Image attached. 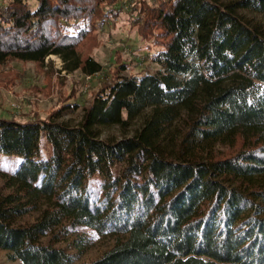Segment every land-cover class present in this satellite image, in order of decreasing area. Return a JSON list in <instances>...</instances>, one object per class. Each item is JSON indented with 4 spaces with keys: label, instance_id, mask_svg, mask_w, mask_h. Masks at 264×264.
I'll return each instance as SVG.
<instances>
[{
    "label": "trees",
    "instance_id": "obj_1",
    "mask_svg": "<svg viewBox=\"0 0 264 264\" xmlns=\"http://www.w3.org/2000/svg\"><path fill=\"white\" fill-rule=\"evenodd\" d=\"M36 1L0 3V67L57 55L67 72H100L80 45L120 0ZM240 10L264 13V0H134L129 13L163 73H117L78 125L55 120L68 105L44 120L0 116V153L23 157L0 169L8 260L73 264L55 244L69 222L127 235L83 264H264V25ZM147 108L134 135L100 137ZM40 199L46 208L23 223Z\"/></svg>",
    "mask_w": 264,
    "mask_h": 264
},
{
    "label": "rangeland",
    "instance_id": "obj_2",
    "mask_svg": "<svg viewBox=\"0 0 264 264\" xmlns=\"http://www.w3.org/2000/svg\"><path fill=\"white\" fill-rule=\"evenodd\" d=\"M8 1L10 0H0V3L5 5ZM25 1L31 8L37 5L36 0ZM147 1L157 5L159 0ZM218 1L227 3L233 0ZM132 2L134 0L118 1L115 6L116 10H119L118 15L96 26L94 32L80 45L85 54L93 56L103 64L98 73L90 76L80 70L67 72L63 69L62 59L57 55L46 58L43 65L18 59H10L3 64L0 67V116L14 118L20 122L44 120L57 108L68 105L55 120L78 125L83 121L85 108L91 103L94 95L101 87L110 84L117 73L124 76H142L148 72L163 73L162 64L153 57L158 48L142 40L134 21L137 15L129 13ZM240 13L245 20L261 22L264 25V13L249 10H240ZM67 26L74 32L71 23H67ZM122 66L124 68L120 69ZM151 111L152 108H147L127 126L101 127L99 135L106 140L132 136L142 128ZM43 148L45 153L50 155L51 147L45 139ZM22 161L21 156L0 153V169L14 170ZM2 183L0 179V184ZM38 205V209L22 218L23 223L35 221L47 206L44 199H40ZM57 232L60 236L55 244L73 255V264H83L100 258L127 236L101 235L87 226L70 227L69 222L64 223ZM41 240L48 244L50 237L44 236ZM0 264L21 262L8 260L6 250L0 248Z\"/></svg>",
    "mask_w": 264,
    "mask_h": 264
}]
</instances>
